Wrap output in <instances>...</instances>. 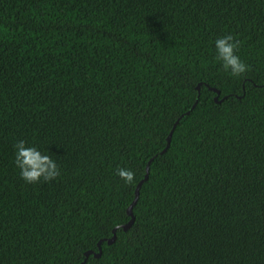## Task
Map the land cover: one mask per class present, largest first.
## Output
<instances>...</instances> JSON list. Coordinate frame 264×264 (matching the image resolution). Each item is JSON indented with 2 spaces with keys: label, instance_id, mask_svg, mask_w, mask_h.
I'll list each match as a JSON object with an SVG mask.
<instances>
[{
  "label": "trees",
  "instance_id": "trees-1",
  "mask_svg": "<svg viewBox=\"0 0 264 264\" xmlns=\"http://www.w3.org/2000/svg\"><path fill=\"white\" fill-rule=\"evenodd\" d=\"M20 140L60 176L22 179ZM99 242L83 264H264V0H0V264Z\"/></svg>",
  "mask_w": 264,
  "mask_h": 264
},
{
  "label": "clouds",
  "instance_id": "clouds-1",
  "mask_svg": "<svg viewBox=\"0 0 264 264\" xmlns=\"http://www.w3.org/2000/svg\"><path fill=\"white\" fill-rule=\"evenodd\" d=\"M241 43L233 35L227 34L216 39V59L222 62L225 71L239 77L248 71L249 66L237 54ZM15 164L21 170L20 175L27 183L50 182L60 176L57 162L35 146H28L20 140L15 145ZM127 184H132L135 173L130 168H118L116 173Z\"/></svg>",
  "mask_w": 264,
  "mask_h": 264
},
{
  "label": "water",
  "instance_id": "water-1",
  "mask_svg": "<svg viewBox=\"0 0 264 264\" xmlns=\"http://www.w3.org/2000/svg\"><path fill=\"white\" fill-rule=\"evenodd\" d=\"M197 88H198V91H199V93H200L201 83H199V85L197 86ZM210 88L213 89L214 91H216V93H217V95L215 96V100H216L217 102L221 101V100H219V98H218V96L220 95V90H218V89L215 88V87H210ZM199 95H200V94H199ZM195 106H196V103L192 106L191 109H189V110L186 112V114H189V113L191 112V110H192ZM183 116H184V115H182L181 117H183ZM177 121H178V120H177ZM177 121H176V122H177ZM172 132H173V130L171 131V133H170L169 136H168V145H169L170 140H171ZM168 145H167V146H168ZM165 150H166V148H165ZM146 169H147V171H146V174H145L144 178L138 183V185H137V187H136V190H135V197H134L133 201L131 202V204H130V205L128 206V208H127V213L131 216V219H130L127 223H125V224L122 225V228H123L124 230H127V229L132 225V223L134 222L135 217H134V214H133V206H134L135 203L137 202V199H138V196H139V189H140V187H141L143 181L146 180V179L148 178L149 165H147ZM115 238H116V227L113 229V236L110 237V238H108V240H107L108 243H109V244L113 243V241L115 240ZM99 247H100V251H99V252H94L93 250H88V251H86V252H85V259H84L81 263H79V264H83V263H85V261L87 260L88 256H89L91 253H93L95 256H100V255H101V242H99Z\"/></svg>",
  "mask_w": 264,
  "mask_h": 264
}]
</instances>
